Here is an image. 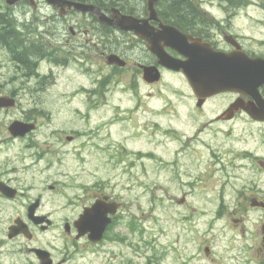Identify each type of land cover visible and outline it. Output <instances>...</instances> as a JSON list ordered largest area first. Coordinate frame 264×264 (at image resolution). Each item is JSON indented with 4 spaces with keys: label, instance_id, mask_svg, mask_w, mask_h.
<instances>
[{
    "label": "flooded vegetation",
    "instance_id": "af4514ba",
    "mask_svg": "<svg viewBox=\"0 0 264 264\" xmlns=\"http://www.w3.org/2000/svg\"><path fill=\"white\" fill-rule=\"evenodd\" d=\"M185 8L190 13H181ZM250 8L257 13H247ZM121 16L132 20L130 29L117 26ZM153 49H161V53L181 65L191 61L192 50L244 57L246 54L264 60V0H157L153 9L148 0H0V72L8 70L7 77L0 76V102L4 101L0 117L9 114L2 113L10 111L7 101L21 108L22 98L44 94L45 81H55L54 69L74 67L84 74L93 71L90 75L97 78L96 88L90 90L93 96L106 91L110 82L128 70L138 77L135 87L156 86L170 77L177 83L178 99L189 107L186 110L190 113H184L187 123L191 122L189 128L194 124L187 142L178 137L179 143H185L184 150L190 151L192 158L196 155L195 169L183 176L180 165L174 164L172 180L177 183V192L183 195L179 203L185 206L189 196L211 194L215 186L216 219L230 217L236 226L242 227L246 212L264 210V189L258 183L260 173H264V155L243 149L246 146L240 144L248 140L244 136L248 131L250 136L254 135L255 127L264 133V120L253 118L239 106L240 102L253 101L242 92L227 91L212 97L197 94L183 70L174 71L162 65ZM103 67L111 69L109 74L104 73ZM146 68L158 69L160 80L150 83ZM16 83L20 88L7 90V85ZM260 92L264 99V86ZM179 110L184 111L181 106ZM43 112L37 107L20 109L7 125H0V264H76L78 254L82 261L87 249L100 255L107 245L125 246L135 253L105 252V264H135L130 256L143 259L146 264H160L157 254L141 253L146 245V231L139 223L134 227L133 220L124 215L126 203L118 192V174L113 183L100 180L93 185H81L80 178L73 177L71 184L69 172L62 169V158H45L52 142L48 138L41 141L40 137L46 128H51L54 116ZM15 123L19 129L13 132ZM238 123L240 136L233 134ZM212 128H225L223 135L231 159L227 153L211 151L212 136L209 143L205 136ZM74 132L69 136L63 130L53 129L49 138H55L62 147L77 139L86 142L83 147L92 142L97 151L112 157L111 161L122 160L126 150L123 145L120 151L115 146L103 148L97 131ZM200 145L208 152V162L197 151ZM55 166L60 173L37 181L46 178L47 171ZM237 181L242 185L237 186ZM75 191L79 194L72 197ZM96 204L105 209V222L110 220L97 242L95 232L83 230L80 224L84 212ZM135 231L140 233L137 237L133 235ZM207 249V256L215 262L214 248Z\"/></svg>",
    "mask_w": 264,
    "mask_h": 264
},
{
    "label": "rangeland",
    "instance_id": "374dc122",
    "mask_svg": "<svg viewBox=\"0 0 264 264\" xmlns=\"http://www.w3.org/2000/svg\"><path fill=\"white\" fill-rule=\"evenodd\" d=\"M246 12L257 13L254 8ZM0 59H3L2 56ZM102 69L107 74L111 71L106 67ZM7 72V69H3L0 76L7 77ZM53 72L55 81H45L46 92L35 98L27 95L20 100L21 108L14 105L10 107L9 112H2L9 114L0 117V125H7L9 118L20 113V109L30 110L37 107L45 111L43 113H53L51 128H46L40 137L41 141L48 138V141L52 142L45 158H62V169L69 172L71 184L75 181L73 177L80 178L81 185L83 182L93 185L100 180L113 183L114 175L118 174V192L126 203L124 215L128 216V220H136L139 227L146 231L144 236L148 246H145L141 253L157 254L161 259L160 264H264L261 231L264 210L246 212L242 227L236 226L230 217L217 220L218 196L215 186L211 194L189 196L185 206L179 203L183 195L177 192V183L172 180L174 164L180 159L179 172L183 176L184 172L190 173L188 170L195 169L196 155L192 158L191 152L184 150L185 143L178 141V137H181L187 142L194 124L193 128H189L191 122L188 124L185 119V114L190 113L186 110L189 107L184 106L178 99L175 93L177 83L172 78L166 77L156 86L135 87L134 82L138 77L135 72L128 70L121 78L114 79L106 86L107 92L101 91L100 95L93 96L90 90L96 88L97 80L90 75L94 74L93 71H85L84 74L71 67L54 69ZM33 85L32 82L31 87ZM6 88L9 90L20 87L16 83L7 85ZM179 106L184 111L179 110ZM239 125L240 123L236 124L237 127L233 130V134L238 136L241 135ZM53 129L63 130L64 134L69 136H73L77 130H95L100 135L103 148L115 146L113 148L120 151L123 145L126 150L123 151L121 161H111L112 157H106L104 152L97 151L92 142L83 147L86 142L82 139L62 147L55 138H49V132ZM224 129L212 128L209 135L205 136L207 143L212 136L211 143L214 146H209L211 151L213 149L219 155L228 152ZM174 130L179 131L178 134L174 133ZM253 130V136H250L249 131L244 134L248 140L245 139L240 147L246 146L243 149L264 155V133H259L260 129L257 127ZM106 137H109V140H106ZM80 148L82 149L79 150ZM197 151L199 155L204 156L205 162L209 161L208 152L202 150L201 145ZM45 165L46 161L42 163V167ZM60 172V168L58 170L55 166L47 171L46 178L37 181L40 183L43 179H51ZM259 177L260 182H257L264 189V173H260ZM236 185L240 186L242 182L237 181ZM78 194L75 191L72 197ZM138 234L140 233L135 231L133 235L137 237ZM209 246L214 248L216 261L213 263L205 253ZM101 251L98 255L87 249L82 261L80 254L77 255L76 264H105V252L108 255L135 253L120 245H107ZM130 257L135 264H146L143 259ZM250 258L255 261L251 262ZM106 259H109V256Z\"/></svg>",
    "mask_w": 264,
    "mask_h": 264
},
{
    "label": "water",
    "instance_id": "95a60500",
    "mask_svg": "<svg viewBox=\"0 0 264 264\" xmlns=\"http://www.w3.org/2000/svg\"><path fill=\"white\" fill-rule=\"evenodd\" d=\"M156 0H149L151 9ZM87 10V9H86ZM132 20L127 17L117 19V26L122 29H130ZM129 23V25H128ZM160 58V63L172 70H183L185 75L191 80L192 86L197 94L213 96L224 91L242 92L251 95L254 102H240L239 106L245 109L253 118L264 120V100L261 97L259 88L264 86V60L250 59L247 55H224L221 53L206 52L201 53L196 50L189 51L191 61L185 65L179 64L176 60L170 58L161 49H153ZM203 54V55H202ZM203 58V59H201ZM146 78L151 82L158 80L159 72L155 68L145 70ZM204 88V91L201 89ZM0 102V106L4 105ZM19 129L16 123L13 124L12 131ZM103 206L96 205L90 210H86L81 217L80 224L82 229H89L95 232V236L100 240L104 230ZM46 264V263H45Z\"/></svg>",
    "mask_w": 264,
    "mask_h": 264
},
{
    "label": "trees",
    "instance_id": "16d2710c",
    "mask_svg": "<svg viewBox=\"0 0 264 264\" xmlns=\"http://www.w3.org/2000/svg\"><path fill=\"white\" fill-rule=\"evenodd\" d=\"M171 9L173 10V6H171ZM190 10H192V12L195 11L193 8H191ZM181 13H183V14H188V13H190V11H189L188 8H187V9L185 8V9H183V12H181Z\"/></svg>",
    "mask_w": 264,
    "mask_h": 264
}]
</instances>
